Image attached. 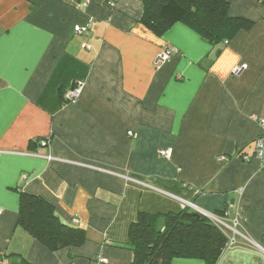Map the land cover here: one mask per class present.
Instances as JSON below:
<instances>
[{"label": "crops", "instance_id": "1", "mask_svg": "<svg viewBox=\"0 0 264 264\" xmlns=\"http://www.w3.org/2000/svg\"><path fill=\"white\" fill-rule=\"evenodd\" d=\"M228 1V14L250 24L209 43L183 22L155 35L140 23L143 0H0L6 264H129L138 213L178 212L184 202L214 213L230 202V217L260 246L225 249L216 264H264V167L240 157L263 132L264 0ZM170 47L178 53L156 64ZM77 83L76 101L63 103ZM20 191L64 223L77 219L84 241L50 250L32 237L18 224Z\"/></svg>", "mask_w": 264, "mask_h": 264}, {"label": "trees", "instance_id": "2", "mask_svg": "<svg viewBox=\"0 0 264 264\" xmlns=\"http://www.w3.org/2000/svg\"><path fill=\"white\" fill-rule=\"evenodd\" d=\"M228 0H143L140 23L161 36L183 22L209 43L230 39L250 21L228 14ZM18 224L48 249L79 245L85 231L61 221L43 198L20 191ZM227 236L207 218L185 207L178 212H139L128 228L129 264H171L174 258L216 264L226 249Z\"/></svg>", "mask_w": 264, "mask_h": 264}, {"label": "built area", "instance_id": "3", "mask_svg": "<svg viewBox=\"0 0 264 264\" xmlns=\"http://www.w3.org/2000/svg\"><path fill=\"white\" fill-rule=\"evenodd\" d=\"M82 5L85 6L86 3H83ZM111 5L113 4L111 3ZM90 27H91L90 22H88L84 26H75L74 32L82 33L83 31L89 29ZM173 53H178V50L172 47L163 49L156 57V64L164 62ZM245 67L246 65H242L241 67L234 68L232 70V73L237 74ZM81 90H82L81 83H77L74 86L64 90L61 94L63 103L66 104V103L75 102ZM260 126L263 129V132L254 140L253 153L251 155L242 154L240 155V157L245 162H248L251 158H255L259 160L262 166L264 167V118L260 120ZM128 134L130 135L131 132H129ZM48 140L49 138L45 137L41 139L38 143L39 145L44 146L48 143ZM159 153L161 156L166 158L170 156L169 149L161 150ZM230 204L231 203L229 202L220 213H214V212H207L200 210L192 202H184V206L196 209V213L207 218L212 224L217 226L221 231H223L226 234L227 236L226 249L234 247L236 245H247L253 248H260V246L257 243L251 241L242 231L240 217L238 215H235L233 218L230 217ZM1 212H2V208L0 207V214ZM72 223L76 225L78 223L77 219H73ZM98 260L103 263L107 261L105 258H101V257H98ZM6 263H7L6 257L0 254V264H6Z\"/></svg>", "mask_w": 264, "mask_h": 264}, {"label": "water", "instance_id": "4", "mask_svg": "<svg viewBox=\"0 0 264 264\" xmlns=\"http://www.w3.org/2000/svg\"><path fill=\"white\" fill-rule=\"evenodd\" d=\"M199 215V214H198ZM200 216V215H199Z\"/></svg>", "mask_w": 264, "mask_h": 264}]
</instances>
